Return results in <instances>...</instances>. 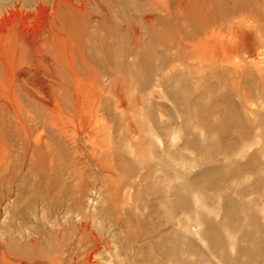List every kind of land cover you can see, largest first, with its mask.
<instances>
[{
    "label": "rangeland",
    "instance_id": "374dc122",
    "mask_svg": "<svg viewBox=\"0 0 264 264\" xmlns=\"http://www.w3.org/2000/svg\"><path fill=\"white\" fill-rule=\"evenodd\" d=\"M205 2L0 0V264H264L256 67L252 107L226 103L241 141L193 130L176 99L195 86L182 38L213 49L191 26Z\"/></svg>",
    "mask_w": 264,
    "mask_h": 264
},
{
    "label": "bare ground",
    "instance_id": "6f19581e",
    "mask_svg": "<svg viewBox=\"0 0 264 264\" xmlns=\"http://www.w3.org/2000/svg\"><path fill=\"white\" fill-rule=\"evenodd\" d=\"M255 5L259 6L257 0H206L204 6L195 12L191 26L198 29L196 41L207 37L213 42V49L210 50L208 56L191 58L187 54L186 44L189 46L195 43L193 40L189 42L193 36L186 34L180 42L186 59L191 62L192 67L189 71L195 81L192 91L194 98L190 99L181 92H178L176 97L186 104L188 119H192L191 122H188L186 118L183 121L191 124V128L195 131L216 134L217 140L225 141L233 138L241 141L253 128L251 122L246 123L241 116L234 115L230 105L226 104L230 102L231 96H235L243 104L252 107V97L249 94L251 88L245 84L246 82L242 83L244 75L240 64L244 60L256 67L255 72L260 77L259 94L264 103V74L257 72L264 69V55L258 52L253 57L251 53L257 49H251L248 44L253 38L263 42L262 48L264 47V21L261 19L260 9H252ZM180 57L179 54L178 59ZM219 69L227 73L231 70L235 75L223 78L221 86L218 87L220 94L217 95L215 88L209 86L204 90L199 82L211 71Z\"/></svg>",
    "mask_w": 264,
    "mask_h": 264
}]
</instances>
